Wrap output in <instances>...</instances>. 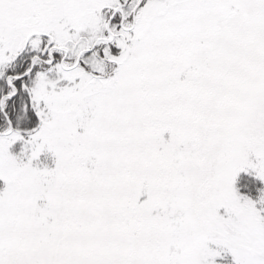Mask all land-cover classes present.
<instances>
[{
    "label": "snow or ice",
    "instance_id": "6c2138e0",
    "mask_svg": "<svg viewBox=\"0 0 264 264\" xmlns=\"http://www.w3.org/2000/svg\"><path fill=\"white\" fill-rule=\"evenodd\" d=\"M0 264H264V0H0Z\"/></svg>",
    "mask_w": 264,
    "mask_h": 264
}]
</instances>
